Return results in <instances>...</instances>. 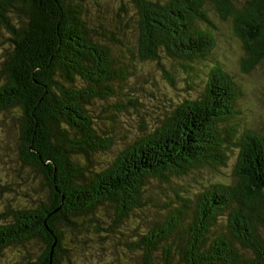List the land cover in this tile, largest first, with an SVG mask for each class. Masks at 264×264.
I'll return each instance as SVG.
<instances>
[{
    "label": "trees",
    "instance_id": "1",
    "mask_svg": "<svg viewBox=\"0 0 264 264\" xmlns=\"http://www.w3.org/2000/svg\"><path fill=\"white\" fill-rule=\"evenodd\" d=\"M100 1L0 0V114L20 125L17 167L0 179V255L62 264L68 236L130 222L133 264H264V128L242 121V93L209 60L211 7L242 42L243 71L264 64V0H116L110 18L91 9ZM145 62L173 88L175 67L206 77L204 90L184 79L194 95L175 102L140 81ZM233 152L235 182L198 181Z\"/></svg>",
    "mask_w": 264,
    "mask_h": 264
},
{
    "label": "rangeland",
    "instance_id": "2",
    "mask_svg": "<svg viewBox=\"0 0 264 264\" xmlns=\"http://www.w3.org/2000/svg\"><path fill=\"white\" fill-rule=\"evenodd\" d=\"M244 1V0H241ZM100 7L91 6V9L98 14L101 10L102 15H106L109 18L111 15L105 13L106 11L115 10L118 12L120 3L116 0H103L100 1ZM134 10V9H133ZM209 16L213 21L217 29L211 30L213 38L216 40V47L214 53L210 57V62L217 61L224 66L226 72L230 74L237 90L242 93L239 101L238 109L242 111V121L248 126H256L257 128H264V64L256 67L249 73L243 71V66L246 65L245 61H248L246 52L242 42L232 34V26L229 21H221L218 15L209 7ZM114 18L112 15L111 20ZM109 22H112V21ZM134 36L136 32V24L131 26ZM127 25L125 26V30ZM8 52L12 50L9 42H5ZM127 58L130 56L127 55ZM1 63V57H0ZM140 69L143 73V77L140 81L145 82L144 86L152 89L154 85L160 87V89L167 93L168 97H171L175 102L181 98L194 95L192 90H186L185 80L194 83L193 88L195 93H202L206 84V77L204 78H188L182 73L180 68L175 67V76L178 77V81L173 88L165 78L164 73L156 66L155 63L145 62ZM1 69V64H0ZM192 86V85H191ZM152 92V91H151ZM149 93V92H148ZM20 125L14 113H2L0 114V154H3V158L7 160L4 165L0 163V179L5 182L7 177L4 174L7 167H17L16 161L19 157L18 152V131ZM7 150V152H5ZM236 153L233 152L230 158L229 165L223 167L220 171L213 169H203L199 171L197 179L199 182L206 184L208 180L223 181L225 183H231L236 181L234 176V169L236 164ZM11 177H13L12 171ZM14 178V177H13ZM38 181V179H37ZM9 182L16 185V189L19 193L24 191L21 188H26L25 182H12V178ZM39 182V181H38ZM12 204H16L17 200H24L19 194H10ZM6 196V194L4 195ZM120 224V228H117L112 237L108 236L106 232L99 230V232L89 231L84 235H81V239H75L72 236H68L66 247L68 252L62 255V264H133L129 258L130 249L127 246L131 234L129 224ZM84 237V238H82ZM127 238V240L125 239ZM110 241V246L106 245V241ZM25 249H8L1 256L0 264H18L24 261Z\"/></svg>",
    "mask_w": 264,
    "mask_h": 264
}]
</instances>
